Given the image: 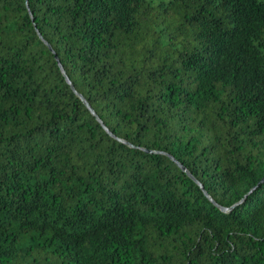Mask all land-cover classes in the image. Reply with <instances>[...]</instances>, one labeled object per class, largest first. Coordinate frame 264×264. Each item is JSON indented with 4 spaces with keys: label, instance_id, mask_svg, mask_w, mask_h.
I'll return each mask as SVG.
<instances>
[{
    "label": "trees",
    "instance_id": "16d2710c",
    "mask_svg": "<svg viewBox=\"0 0 264 264\" xmlns=\"http://www.w3.org/2000/svg\"><path fill=\"white\" fill-rule=\"evenodd\" d=\"M0 264H264V0H0Z\"/></svg>",
    "mask_w": 264,
    "mask_h": 264
},
{
    "label": "water",
    "instance_id": "95a60500",
    "mask_svg": "<svg viewBox=\"0 0 264 264\" xmlns=\"http://www.w3.org/2000/svg\"><path fill=\"white\" fill-rule=\"evenodd\" d=\"M57 66H58V68H59V71H60V73H61V75H62V77L64 78V80H65V82H66V84L70 87V89H72L71 88V86H70V84H69V82H68V80H67V78L65 77V74H64V72H63V70H62V68H61V66L59 65V63L57 62ZM182 171H184L183 169H181ZM203 194L205 195V197L208 199V201H210L211 202V200L209 199V197L203 192ZM221 211H225L226 209H221V208H219Z\"/></svg>",
    "mask_w": 264,
    "mask_h": 264
}]
</instances>
